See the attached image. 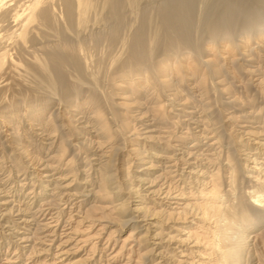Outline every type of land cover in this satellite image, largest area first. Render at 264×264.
Returning <instances> with one entry per match:
<instances>
[{
	"label": "bare ground",
	"instance_id": "bare-ground-1",
	"mask_svg": "<svg viewBox=\"0 0 264 264\" xmlns=\"http://www.w3.org/2000/svg\"><path fill=\"white\" fill-rule=\"evenodd\" d=\"M263 64L264 0H0V264H264Z\"/></svg>",
	"mask_w": 264,
	"mask_h": 264
},
{
	"label": "rangeland",
	"instance_id": "rangeland-1",
	"mask_svg": "<svg viewBox=\"0 0 264 264\" xmlns=\"http://www.w3.org/2000/svg\"><path fill=\"white\" fill-rule=\"evenodd\" d=\"M245 66H247V67H249V66H254L255 64H251L250 65V63H248L247 64V62L244 64ZM263 66H264V64H263ZM264 69V68H263ZM254 80H256V78H254ZM255 83H257V82H254V84ZM236 85H237V83H236ZM235 109H237L236 107H235ZM234 109H231V110H229V112L231 111H233ZM242 125H246V126H250L249 124H242ZM252 127V126H251ZM21 178H22V176H20L19 177V179L21 180ZM25 182V181H24ZM23 181H21V183H24ZM28 183V182H27ZM146 187H147V185L146 186H144V188L146 189ZM142 225H144V223L142 224ZM126 230H127V228H126ZM7 233H9V232H7ZM126 233V232H125ZM69 248V247H68ZM263 257H264V255H263ZM264 258H262V260H263ZM254 262V263H253ZM256 263H259V262H257V261H255V259L253 258V260H252V263L251 264H256ZM263 263V262H262ZM259 264H261V262L259 263Z\"/></svg>",
	"mask_w": 264,
	"mask_h": 264
}]
</instances>
